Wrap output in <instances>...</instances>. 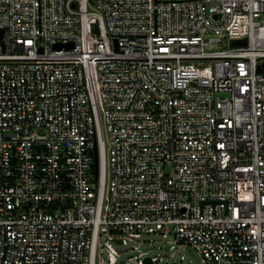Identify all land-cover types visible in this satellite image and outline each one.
<instances>
[{
  "label": "built area",
  "instance_id": "2783aa9c",
  "mask_svg": "<svg viewBox=\"0 0 264 264\" xmlns=\"http://www.w3.org/2000/svg\"><path fill=\"white\" fill-rule=\"evenodd\" d=\"M150 235L264 264V0H0V264Z\"/></svg>",
  "mask_w": 264,
  "mask_h": 264
},
{
  "label": "rangeland",
  "instance_id": "374dc122",
  "mask_svg": "<svg viewBox=\"0 0 264 264\" xmlns=\"http://www.w3.org/2000/svg\"><path fill=\"white\" fill-rule=\"evenodd\" d=\"M171 244L169 237L161 235H150L146 239L142 236L136 242L127 239L124 246L110 240L104 244L100 264H205L193 248L174 250ZM112 255L117 256L112 259ZM147 258L153 259L147 262Z\"/></svg>",
  "mask_w": 264,
  "mask_h": 264
},
{
  "label": "water",
  "instance_id": "95a60500",
  "mask_svg": "<svg viewBox=\"0 0 264 264\" xmlns=\"http://www.w3.org/2000/svg\"><path fill=\"white\" fill-rule=\"evenodd\" d=\"M246 44H247V39L246 38H244V39H232L231 40V45L232 46H245ZM95 162H96V165H97V162H98L97 154H96ZM146 261L149 262L150 259L148 258Z\"/></svg>",
  "mask_w": 264,
  "mask_h": 264
}]
</instances>
